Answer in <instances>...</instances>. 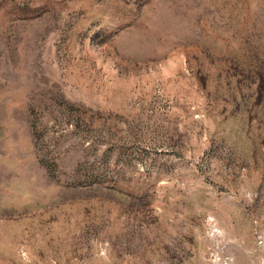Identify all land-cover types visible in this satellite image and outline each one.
<instances>
[{"label":"rangeland","instance_id":"1","mask_svg":"<svg viewBox=\"0 0 264 264\" xmlns=\"http://www.w3.org/2000/svg\"><path fill=\"white\" fill-rule=\"evenodd\" d=\"M0 264H264V0H0Z\"/></svg>","mask_w":264,"mask_h":264}]
</instances>
